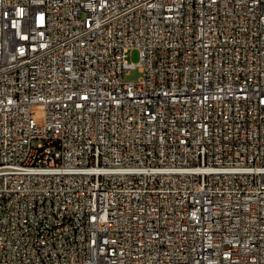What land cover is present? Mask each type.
<instances>
[{"label":"built area","instance_id":"1","mask_svg":"<svg viewBox=\"0 0 264 264\" xmlns=\"http://www.w3.org/2000/svg\"><path fill=\"white\" fill-rule=\"evenodd\" d=\"M0 264H264V0H0Z\"/></svg>","mask_w":264,"mask_h":264},{"label":"rangeland","instance_id":"2","mask_svg":"<svg viewBox=\"0 0 264 264\" xmlns=\"http://www.w3.org/2000/svg\"><path fill=\"white\" fill-rule=\"evenodd\" d=\"M129 61L137 64L140 61V51L138 49H133L129 54ZM141 72L138 68L131 70L125 75L126 81L137 82L141 77Z\"/></svg>","mask_w":264,"mask_h":264}]
</instances>
